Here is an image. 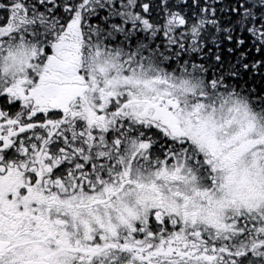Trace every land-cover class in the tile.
Masks as SVG:
<instances>
[{
  "label": "snow or ice",
  "instance_id": "1",
  "mask_svg": "<svg viewBox=\"0 0 264 264\" xmlns=\"http://www.w3.org/2000/svg\"><path fill=\"white\" fill-rule=\"evenodd\" d=\"M0 264H264V0H0Z\"/></svg>",
  "mask_w": 264,
  "mask_h": 264
}]
</instances>
